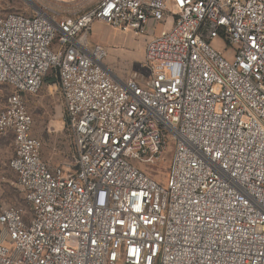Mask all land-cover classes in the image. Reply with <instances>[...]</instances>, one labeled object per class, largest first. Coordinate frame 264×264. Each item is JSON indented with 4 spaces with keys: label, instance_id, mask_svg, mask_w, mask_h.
<instances>
[{
    "label": "built area",
    "instance_id": "2783aa9c",
    "mask_svg": "<svg viewBox=\"0 0 264 264\" xmlns=\"http://www.w3.org/2000/svg\"><path fill=\"white\" fill-rule=\"evenodd\" d=\"M96 22L146 38L143 71L113 75L89 40ZM50 73L74 167L50 166L33 136L25 97ZM0 85L12 90L0 137L14 138L28 205L0 206V264H264V0L0 16ZM170 148L165 187L140 165Z\"/></svg>",
    "mask_w": 264,
    "mask_h": 264
},
{
    "label": "rangeland",
    "instance_id": "374dc122",
    "mask_svg": "<svg viewBox=\"0 0 264 264\" xmlns=\"http://www.w3.org/2000/svg\"><path fill=\"white\" fill-rule=\"evenodd\" d=\"M100 0H0V16L22 14L34 16L39 10L60 12L64 17H75L94 8ZM101 29H95L89 36L92 44L100 45L108 52L114 50L118 55L114 62L105 63L110 71L119 79H126L130 74L143 71L145 61L144 51L146 38L115 30L103 22ZM160 27L157 32L162 30ZM98 39L97 42L92 41ZM213 46L230 56L222 43L213 42ZM129 52L135 55V60L124 56ZM50 73L48 77H52ZM12 90L0 85V110L6 105V100ZM26 104L33 118V136L43 143V159L52 167L75 166L74 143L72 133L65 118V107L58 84L44 83L39 93L27 95ZM12 135L0 137V206L9 205L26 210L28 205L22 195L16 174L10 169L14 147ZM173 166V149L170 148L164 161L156 165H140L143 171L150 174L159 184L167 187Z\"/></svg>",
    "mask_w": 264,
    "mask_h": 264
},
{
    "label": "crops",
    "instance_id": "0c3cea01",
    "mask_svg": "<svg viewBox=\"0 0 264 264\" xmlns=\"http://www.w3.org/2000/svg\"><path fill=\"white\" fill-rule=\"evenodd\" d=\"M101 28L105 29L101 23L96 22V23L93 25V27H92V31H91V33L93 32V30H95V29H101ZM91 33H90V34H91ZM92 41L97 42L98 39H93ZM109 51H110V53H109V56H108L109 58H108V62H107V64H108V63H111V62H114L115 57H117V55H118L117 52H114V53H113L114 50H112V49L109 50ZM124 57H125L126 59H128V60H132V61L135 60V55L130 54L129 52H127V54H126ZM144 57H145V51H144ZM107 64L105 63L106 66H108ZM108 68H109V67H108ZM115 77H116V76H115ZM116 78H117V77H116ZM117 79H119V78H117ZM119 80H122V79H119ZM13 155H14V151H13ZM13 155H12V157H13ZM11 159H12V158H11Z\"/></svg>",
    "mask_w": 264,
    "mask_h": 264
},
{
    "label": "trees",
    "instance_id": "16d2710c",
    "mask_svg": "<svg viewBox=\"0 0 264 264\" xmlns=\"http://www.w3.org/2000/svg\"><path fill=\"white\" fill-rule=\"evenodd\" d=\"M44 83L48 84V85H54L56 83H58V78L56 77V75L54 74L52 77H46Z\"/></svg>",
    "mask_w": 264,
    "mask_h": 264
}]
</instances>
